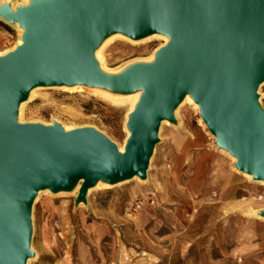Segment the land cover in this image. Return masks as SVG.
I'll use <instances>...</instances> for the list:
<instances>
[{
	"label": "water",
	"instance_id": "95a60500",
	"mask_svg": "<svg viewBox=\"0 0 264 264\" xmlns=\"http://www.w3.org/2000/svg\"><path fill=\"white\" fill-rule=\"evenodd\" d=\"M4 17L24 34L20 47L0 57V264L33 258L38 192H71L82 181L78 205L99 180H145L159 129L175 122L187 93L235 167L264 182V0H48ZM114 33L170 38L155 64H135L111 84L124 94L143 89L127 117L123 154L92 128L66 133L55 122L18 123V106L32 88L107 86L94 52Z\"/></svg>",
	"mask_w": 264,
	"mask_h": 264
},
{
	"label": "rangeland",
	"instance_id": "374dc122",
	"mask_svg": "<svg viewBox=\"0 0 264 264\" xmlns=\"http://www.w3.org/2000/svg\"><path fill=\"white\" fill-rule=\"evenodd\" d=\"M16 39V30L0 22V53L10 52ZM161 46L113 39L105 63L125 71ZM260 94L264 109V85ZM127 110L88 88L46 89L26 106L23 123L92 128L118 147ZM174 119L159 129L146 180L100 186L85 204L76 205L78 192L35 197L29 264H256L258 253L264 256V184L235 167L199 110L184 105Z\"/></svg>",
	"mask_w": 264,
	"mask_h": 264
},
{
	"label": "bare ground",
	"instance_id": "6f19581e",
	"mask_svg": "<svg viewBox=\"0 0 264 264\" xmlns=\"http://www.w3.org/2000/svg\"><path fill=\"white\" fill-rule=\"evenodd\" d=\"M35 1H40L43 4H46L48 2V0H20L19 3H16V2H13V0H0V22H2L5 25H9V26L13 27L17 32V39L15 42V45L10 52L14 51L16 48H18L22 45V36L24 34V29L21 28L18 23L10 22L7 19H5L4 13L7 11L11 12V13H16L17 9L30 7L33 5V3H35ZM118 38L122 39L124 41H128V42L133 43V44L144 43V42H148V41H152V40H159L162 42L161 48L170 42V38L167 35L162 34V33H153V34H150V35H148L144 38H141L139 40H132V39L122 35L121 33H114V34L109 35L108 37H106L103 40V42L100 44V46L94 52V59L97 63L98 71L105 77V82H107L106 84H108L107 86H109V87L105 86V87L92 88V87H87V86H84L81 84H75L72 86L35 87V88H32L31 90H29L27 97H26V100L24 102L20 103L18 106V109H17V121H18V123H23V115H24V111H25L26 106L31 101L34 100V98L36 97V95L39 91L46 90V89H62L64 91H69V92L70 91L81 92L84 88H88L93 93H95L97 96H99L100 98L110 102L111 104L128 106V110L126 113V119H127V116L134 111L135 106H136L140 96L143 93V89L140 88L139 90L132 92V93H129V94L119 93V92H116L115 90L112 89L111 84L113 83L114 79H116L118 76H120L123 73L124 69H121L117 72H112L111 70H109L106 66V63H105L104 49L113 39H118ZM159 49L160 48H158L154 52H152L151 55L142 62V65H153V64H155L156 63V53ZM10 52H8V53H10ZM2 56H4V55L0 53V57H2ZM263 85H264V83L261 86H263ZM258 95H259V97L261 95L260 94V88L258 89ZM187 104L192 106L194 109L199 110L198 104L195 103L192 100V98L190 97V95L187 93L185 95L184 99L182 100V102L174 110V112H173L174 118L178 117L180 108L183 107L184 105H187ZM54 121H55V123L60 124L61 127L63 128L64 132H66V133L74 130V128H72L70 126H66V125H64V124H62L56 120H54ZM126 121L127 120H125V122ZM45 125H52V124H45ZM162 125L169 126L171 124H169L167 121H165L162 123ZM124 132H125L124 142L121 145H118V147H117L120 154L124 153L126 140L130 136V133L126 130V128L124 129ZM215 142H216V138H215ZM231 159L235 164L236 159L232 155H231ZM242 174L244 176H246L247 178L252 179V176L250 174L243 173V172H242ZM135 179L137 180L138 178L134 177L128 181H132ZM128 181L118 183L116 185L118 186V185L126 183ZM142 181H144V180H142ZM81 182L82 181L78 182L71 192H59V193H56L54 195L76 193L80 189ZM254 182L261 184V185L264 184V182H262V181H254ZM100 186L108 187L109 184L104 183L103 181L99 180L93 188L88 190L87 194L98 189ZM113 187H114V185H113ZM48 192H49L48 190L40 191L36 195V198H38L40 196V194L48 193ZM263 212H264V210L261 211V213H263ZM255 213H256V211H255ZM262 219H264V217ZM32 260L33 259L27 261L26 264H29V262Z\"/></svg>",
	"mask_w": 264,
	"mask_h": 264
},
{
	"label": "crops",
	"instance_id": "0c3cea01",
	"mask_svg": "<svg viewBox=\"0 0 264 264\" xmlns=\"http://www.w3.org/2000/svg\"><path fill=\"white\" fill-rule=\"evenodd\" d=\"M243 254H246V253H243ZM256 254L257 253H247V255L249 256V257H256ZM258 255L260 256V257H256V258H260V260L259 259H257L258 261H257V263L256 264H264V256L262 255V254H259L258 253ZM247 260V261H246ZM245 262H246V264H250V261H249V259H245Z\"/></svg>",
	"mask_w": 264,
	"mask_h": 264
}]
</instances>
